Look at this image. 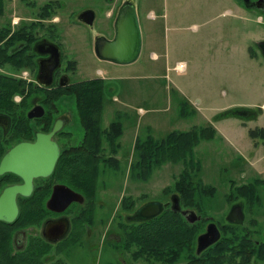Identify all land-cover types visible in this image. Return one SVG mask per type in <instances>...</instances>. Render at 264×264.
<instances>
[{"label": "rangeland", "instance_id": "1", "mask_svg": "<svg viewBox=\"0 0 264 264\" xmlns=\"http://www.w3.org/2000/svg\"><path fill=\"white\" fill-rule=\"evenodd\" d=\"M123 1L116 0V7ZM133 1L144 46L134 63L117 65L98 60L86 48L90 35L85 30L75 29L67 38L68 46L77 56V67L70 81L102 78L106 102L101 126L106 128L120 118L123 127L120 150L114 156L118 169L103 165L101 160L95 166L84 162L85 166L80 165L83 170L80 167L78 170L88 176L87 186L89 177L98 175L95 201L100 198L102 206H112L111 211L103 209L104 224L117 209L115 224L119 237V226L125 224L126 217L134 216L147 203L165 204L171 195H177L174 184L186 170L184 163L166 160L151 168L148 179H132L129 175L136 137L150 134L159 140L173 131L211 125L215 130L213 139L201 140L195 148L199 180L203 186L214 189L212 197L203 198L199 214L224 222L229 211L227 201L233 199L229 195H234V191L251 189L264 195V140L249 135L252 131H264V60L259 54L254 59L247 53L250 37L264 39V23L251 17L242 28L237 7L229 0ZM5 2L13 6L14 0ZM69 8L75 10L77 6ZM104 8L102 5L103 14ZM110 8H114V3ZM183 109L185 113L181 115ZM226 111L232 112L222 117ZM241 111L248 116L240 117ZM65 130L72 133L73 143L81 141L83 131L74 109ZM106 150L108 159L111 154ZM123 197H130L133 203L127 213L121 210ZM239 199L246 202L245 211L249 212L252 203ZM250 220L251 215L247 214L246 221ZM196 225L199 232L195 238L203 230L202 224ZM70 250V257L77 255L74 257L78 264H90L93 257L100 256L102 264H106L107 252L111 255L110 247L102 250V246L95 256L89 250ZM133 251V246L129 251L123 249L124 264H162L153 258L141 259ZM62 256L56 260L67 264ZM195 258L193 247L190 254H182L173 264H201Z\"/></svg>", "mask_w": 264, "mask_h": 264}, {"label": "flooded vegetation", "instance_id": "2", "mask_svg": "<svg viewBox=\"0 0 264 264\" xmlns=\"http://www.w3.org/2000/svg\"><path fill=\"white\" fill-rule=\"evenodd\" d=\"M5 1L0 0V164L19 145L34 144L38 134L49 135L55 122L59 121L62 127L51 138L58 157L50 174L35 177L29 184L12 172L0 175V199L7 189L19 188L11 197L16 208L14 220H0V264H59L56 258L62 254L67 264H78L74 257L77 255L70 257V248L89 250L95 256L101 246L102 250L110 247L111 255L108 251L106 264H124L115 224L117 209L104 224L103 209L111 211V204L102 206L100 198L96 202L95 191L86 190L84 177L75 169L80 162L84 164L85 157L81 155L92 148L95 159L101 161V148L82 139L78 143L71 141L72 133L65 127L73 118L74 99L63 93L78 83L70 81L71 73L77 67V56L68 46L67 38L75 29L87 31L90 36L86 48L95 55L97 38H115V18L119 9L116 0H14L13 6ZM229 1L237 7L242 28L251 17L264 23V0ZM70 5L77 8L71 10ZM102 5L106 7L105 14ZM106 9L110 10L109 14ZM143 47L141 38V49ZM55 49L59 54V66L50 78L40 76L43 84L38 80L39 68L41 64L46 70L56 65L50 61ZM263 52L264 39L250 37L248 56L255 59L259 54L264 60ZM241 112L245 116L240 117L248 116L245 111ZM29 113L34 116L29 118ZM17 157L23 161L24 157L19 153ZM55 190H59L58 196L49 207ZM229 196L233 197L227 201L229 211L242 205L241 224L227 221L229 211L224 222L219 223L193 208L187 209L200 218L194 224L203 227L194 241L197 261H193L201 264H264V195L259 191L239 189ZM239 198L252 203L249 212L245 211L246 202ZM5 210L0 206V212ZM247 214L251 215L250 221H246ZM133 218L132 215L125 219L130 224L136 222ZM210 226H215L219 238L198 251L197 239ZM90 264H102L101 256L99 259L93 257Z\"/></svg>", "mask_w": 264, "mask_h": 264}, {"label": "trees", "instance_id": "3", "mask_svg": "<svg viewBox=\"0 0 264 264\" xmlns=\"http://www.w3.org/2000/svg\"><path fill=\"white\" fill-rule=\"evenodd\" d=\"M63 93L71 95L74 99L75 115L83 130L82 141L98 144L101 148L102 164L112 167L114 170L118 169V161L114 156L120 150L119 139L123 134V127L120 118L111 121L106 128L101 126L102 111L106 102L103 79L96 78L75 83L65 89ZM231 112L226 111L221 116ZM180 113L184 115V109ZM214 134L213 127L207 125L205 127L194 126L185 132L173 131L159 140L154 139L150 134L145 138L136 137L129 176L137 181L146 180L152 167H158L166 160L172 163L182 162L185 164L186 170L174 184V191L180 199L182 208H193L197 212H201L203 198L212 197L214 189L203 186L199 180L200 165L195 159V148L201 140L213 139ZM249 135L252 138L264 140V131L262 130L252 131ZM106 149H108V154H111L108 159L105 158ZM89 152L86 150L85 155H81L83 158L85 157L82 162L91 164V166L97 165L99 162L93 156L95 150L92 148ZM80 165L85 166L80 162L75 166V169L78 170ZM83 166L80 167L82 170ZM77 173L84 177L86 190L96 193L98 175L90 176V184L87 186L85 178L88 176L85 171ZM132 206L130 197H123L121 210L127 213ZM124 223L119 226L121 247L129 251V247L133 246V255L141 256V259L153 258L162 264H173L182 254H190L194 247L195 235L199 232L195 228V225L199 223L190 225L181 214L174 213L169 209H164L159 216L150 221Z\"/></svg>", "mask_w": 264, "mask_h": 264}, {"label": "water", "instance_id": "4", "mask_svg": "<svg viewBox=\"0 0 264 264\" xmlns=\"http://www.w3.org/2000/svg\"><path fill=\"white\" fill-rule=\"evenodd\" d=\"M140 51L141 35L135 14V3L133 0H126L119 7L115 18V38L113 40H107L104 37L97 38L95 55L100 61H106L117 65H128L137 60ZM52 56L53 57L50 61L56 63V65L53 68L50 67L46 70L44 65L41 64L38 71V80L43 84H45V82L40 76L43 77L45 75V77L50 78L53 70L59 66L58 51H54ZM239 115L245 116L243 112ZM33 116L32 113H29V118H32ZM61 127L62 124L57 121L49 135L38 134L34 144H21L11 150L0 164V175L12 172L23 177L25 182L29 184L35 177L50 174L58 157L57 147L51 142V138L61 129ZM18 153L21 157H24L22 162H20L17 157ZM66 190L71 195H75L68 189ZM17 191H19V188L13 187L7 189L2 195L0 206L5 207L6 210L0 212V220L5 222H12L14 220L16 216V208L11 197ZM58 193L59 190H55L53 197L48 203L49 207L56 201L55 199L58 196ZM168 206L172 212L181 214L188 224H194L196 221L200 220L194 212L181 209L180 199L177 195H171L169 202L165 204L150 202L143 205L136 211L133 219L136 222L152 220L159 216ZM227 221L237 224L243 222L242 205L231 208L227 215ZM218 238L219 233L215 226L208 227L207 232L200 235L197 239V250L200 251L206 248L216 242Z\"/></svg>", "mask_w": 264, "mask_h": 264}, {"label": "crops", "instance_id": "5", "mask_svg": "<svg viewBox=\"0 0 264 264\" xmlns=\"http://www.w3.org/2000/svg\"><path fill=\"white\" fill-rule=\"evenodd\" d=\"M229 14H231V12H229ZM150 42H149V40H148V42H147V44H149ZM102 79V78H101ZM139 111H141V110H139Z\"/></svg>", "mask_w": 264, "mask_h": 264}, {"label": "bare ground", "instance_id": "6", "mask_svg": "<svg viewBox=\"0 0 264 264\" xmlns=\"http://www.w3.org/2000/svg\"><path fill=\"white\" fill-rule=\"evenodd\" d=\"M181 68H182L181 65H179V66H178V69H181Z\"/></svg>", "mask_w": 264, "mask_h": 264}]
</instances>
